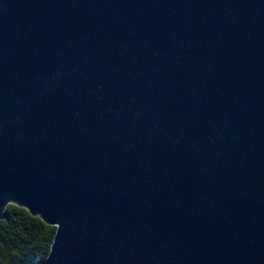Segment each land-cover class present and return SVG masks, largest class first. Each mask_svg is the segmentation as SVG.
<instances>
[{
	"label": "water",
	"instance_id": "1",
	"mask_svg": "<svg viewBox=\"0 0 264 264\" xmlns=\"http://www.w3.org/2000/svg\"><path fill=\"white\" fill-rule=\"evenodd\" d=\"M38 264H264V0H0V220Z\"/></svg>",
	"mask_w": 264,
	"mask_h": 264
},
{
	"label": "trees",
	"instance_id": "2",
	"mask_svg": "<svg viewBox=\"0 0 264 264\" xmlns=\"http://www.w3.org/2000/svg\"><path fill=\"white\" fill-rule=\"evenodd\" d=\"M0 220V264H38L50 245L54 228L8 204Z\"/></svg>",
	"mask_w": 264,
	"mask_h": 264
}]
</instances>
